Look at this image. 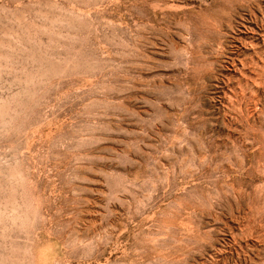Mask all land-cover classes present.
Masks as SVG:
<instances>
[{"label": "rangeland", "instance_id": "rangeland-1", "mask_svg": "<svg viewBox=\"0 0 264 264\" xmlns=\"http://www.w3.org/2000/svg\"><path fill=\"white\" fill-rule=\"evenodd\" d=\"M0 264H264V0H0Z\"/></svg>", "mask_w": 264, "mask_h": 264}]
</instances>
